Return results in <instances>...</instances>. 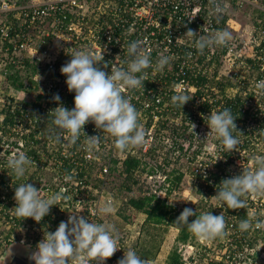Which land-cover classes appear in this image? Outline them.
<instances>
[{
	"label": "built area",
	"instance_id": "2783aa9c",
	"mask_svg": "<svg viewBox=\"0 0 264 264\" xmlns=\"http://www.w3.org/2000/svg\"><path fill=\"white\" fill-rule=\"evenodd\" d=\"M220 2L225 9L222 14L214 13L210 0H0V261L16 246L23 256L17 261L34 264L29 255L43 233L54 232L69 214L103 223L99 209L104 202H112V213L124 208L126 200L114 199L106 184L121 173L126 156L139 159L145 169L133 172L128 183L129 193L142 184L137 189L140 196L155 194L149 180L158 178V192L162 193L169 185L165 180L181 174L192 184L209 187L213 197L223 180L254 170L252 157L264 155V90L256 87L264 81V0ZM237 13L251 20L240 32L229 28ZM189 28L199 35L227 29L232 40L226 47L205 49L200 54L184 36ZM136 40L143 42L153 65L161 53L173 57L163 71L146 70L144 88L125 92L140 113L146 145L119 153L114 139L91 122L85 125L86 135L101 137L94 155L87 153L83 134L74 146L67 140H50L54 128L50 111L58 106L53 96L59 94L67 109L74 107L75 93L68 91L66 76L60 71L71 53L103 54L102 70L110 74L113 64L127 68L128 45ZM103 64H107L106 69ZM196 77L203 78L202 82L191 80ZM224 79L230 83L224 92L211 85ZM20 81L18 88L11 84ZM19 91L26 96L36 94L20 99L15 95ZM177 91L191 99L182 109L171 103ZM226 98L232 99L229 107L225 106ZM225 108L231 110L237 130L243 134L233 133L240 140L234 152L225 151L215 134L207 136L210 129L204 118ZM191 124L196 126L194 132ZM20 151L33 164L17 179L7 160ZM68 174L73 176L71 182L64 180ZM21 183H32L45 198L57 193L66 198L40 223L31 218L22 220L11 211L16 206L15 188ZM247 205L243 209L247 216L253 213L259 217L264 211V196H249ZM225 207L219 203V215ZM233 215L232 211L224 214L228 245L235 233ZM138 235L139 229L134 232L135 238ZM118 239L120 250L105 264H117L124 251L135 250L131 235L119 234Z\"/></svg>",
	"mask_w": 264,
	"mask_h": 264
},
{
	"label": "clouds",
	"instance_id": "9594fccd",
	"mask_svg": "<svg viewBox=\"0 0 264 264\" xmlns=\"http://www.w3.org/2000/svg\"><path fill=\"white\" fill-rule=\"evenodd\" d=\"M215 14H222L225 9L220 0H210ZM185 37L193 41L196 50L203 54L205 49L226 47L232 40V33L227 29L217 30L209 35H199L188 29ZM36 55V54H35ZM71 59L65 63L60 71L66 76V85L70 93H75L74 107L69 110L60 103L59 94L53 96L58 106L51 110L54 128L49 139L55 143L67 140L69 146H74L83 134L87 153L94 155L100 144V135L88 136L84 128L93 123L101 133H106L114 139V147L119 153L131 149H138L146 145V132L140 123V113L125 96L126 91L144 88L148 79L149 68L163 71L170 66L173 57L160 54L155 64L151 60L148 50L143 42L136 40L128 45L127 68L113 64L111 73L102 70L103 54L97 55L91 51H73ZM42 59V58H41ZM107 68V64H103ZM40 77V76H39ZM41 79V77H40ZM257 89L264 90V81L256 85ZM189 96L177 91L172 95L171 103L180 107L189 102ZM208 121L210 129L208 135L215 134L220 145L227 152H234L240 140L233 135L234 132L243 135L237 130L235 118L230 109L212 112L204 118ZM193 132L195 125L191 124ZM254 170H244L239 175L225 179L219 186V191L211 199L220 205L232 210L245 209L249 196H264V155L252 157ZM33 161L23 151L13 154L7 160V167L11 169L17 179L25 176ZM66 182H71L73 176H64ZM61 194L42 196L32 183H21L15 188L14 197L16 206L11 209L17 218L22 220L31 218L40 223L49 215L52 207L65 199ZM107 216L112 213L111 201H106L99 209ZM196 218L189 222V218ZM255 219L253 213L239 223L242 232L264 229V220ZM177 228H187L201 241H213L227 236L226 220L224 215H213L204 212L197 216L191 208H185L173 223ZM23 243V241L21 242ZM117 229L108 223H93L83 215L69 214L68 220L61 221L54 232L45 231L43 238L38 242L29 259L34 264H105L120 250ZM117 264H148L137 255L136 251H124L123 258Z\"/></svg>",
	"mask_w": 264,
	"mask_h": 264
},
{
	"label": "trees",
	"instance_id": "16d2710c",
	"mask_svg": "<svg viewBox=\"0 0 264 264\" xmlns=\"http://www.w3.org/2000/svg\"><path fill=\"white\" fill-rule=\"evenodd\" d=\"M257 12H255L256 14ZM246 63L251 64V61L246 60ZM32 70V69H31ZM217 71V69H215ZM203 78H195L191 79L198 80V82H202ZM212 82V81H211ZM15 88H18L21 86V81L18 83H11ZM200 84V83H197ZM212 86H217L218 90L221 92H224L225 88L230 87V83L228 79H224L220 82H213L211 84ZM225 106H230L232 99L226 98L224 99ZM12 116H9L7 119L11 121ZM53 120V119H52ZM51 120V121H52ZM264 122V120H263ZM52 126H54L52 124ZM229 157V155H228ZM115 164V161L114 163ZM142 163L139 159H136L131 156H126L121 161V173L118 174V177H121V174H125V178L123 179L127 184L132 181L133 179L131 176L133 175V172L138 171L139 173H143L145 169L141 167ZM217 169H221L222 167L220 165H216ZM173 173H170L172 175ZM216 176L214 175L213 178ZM181 180V174H174L170 178L166 179L165 182H169L168 187L165 189L164 196H168L170 190L175 189L179 186V182ZM217 180V178H216ZM108 183V182H107ZM121 186V185H120ZM119 185H115L112 189H109L110 195L114 199H118V188ZM109 187V186H108ZM126 190H130L129 186H122ZM192 189L197 192L198 195H202L204 199L211 196L212 192L209 187H203L201 184H193ZM162 188V187H161ZM106 189L107 184H106ZM214 196L216 194H213ZM124 205H127L132 210L136 211L138 214L142 215V224L140 226V235H143L144 239L142 240V243L139 245V248L135 251L137 255H139L142 259L151 262L154 260L158 248L160 240L162 239V235L167 231L168 228L172 227L177 230V235L174 238V245L170 249V251L166 254L164 264H186L184 260L182 259V256L179 252L178 246H183L195 238V236L187 230V228H177L173 223L176 221V219L179 217V215L182 213V211L185 208H191V207H181L176 208L172 206V204L167 203L166 197H163L162 199L155 196V194H149L147 196H139L138 198H129ZM204 203L206 201H203ZM194 212H196L197 216L204 212H211L213 214V211L210 207V205L207 207L204 205H200V202H198L196 205H194L193 208ZM232 211V214H234V223L232 229L235 230L234 234L230 235V244L227 246V254H224L220 256L221 259H216L215 257H208V253L205 248L203 249H196L197 257L198 258H204L205 263L204 264H227L225 257H227L228 261L233 263L235 260V255L239 253L243 248L252 249L255 247L256 242L258 240H264V232H261L260 229H254L242 232L239 229V223L243 219H247V212L243 209H240V212L234 213L233 210L225 207L224 214H230ZM223 214V213H222ZM223 214V215H224ZM219 215V213H217ZM225 217V216H224ZM255 219L253 220V223H255L256 219L264 220V211L259 215V217H256L254 214ZM196 218V216L190 217L189 222L193 221ZM263 243V242H261ZM221 247V246H220ZM200 259V260H202Z\"/></svg>",
	"mask_w": 264,
	"mask_h": 264
},
{
	"label": "rangeland",
	"instance_id": "374dc122",
	"mask_svg": "<svg viewBox=\"0 0 264 264\" xmlns=\"http://www.w3.org/2000/svg\"><path fill=\"white\" fill-rule=\"evenodd\" d=\"M235 15V14H234ZM233 18V17H232ZM230 21L229 28L230 30H236L239 31L245 27L246 25L251 23V20L247 17V15L239 14L237 13L235 15V18H233ZM239 34V33H238ZM245 37V36H244ZM57 42V41H53ZM231 73V72H230ZM36 92L34 91L33 96H26L24 91H19L15 95L20 99H30L31 97H34ZM180 169H184V166H181ZM141 176V175H140ZM138 177L137 183H139ZM144 181V180H143ZM121 185L118 188V198L122 197V199H125L126 201L129 198H138L140 196V193L137 189H141L142 184L136 185L132 188V192L129 193L128 190L124 189L122 186H128L127 182H125L122 177L113 176L108 179L107 188L112 189L115 185ZM161 184V181L158 178H155V180H149L148 186L151 187V190L155 191V196L162 199L163 197H166L167 203L172 204V206L176 208L181 207H191L193 208L194 205H196L198 202H200V205L209 206L211 207L213 211V215L216 213H220L221 209L218 208L219 203L216 200L211 199L212 197H207L206 199L202 198L200 195L195 193V191L192 189V183H190L186 178H181L179 182V186L175 189L170 190L168 196H164L165 192L162 191V193L158 192V185ZM153 185V186H152ZM109 186V187H108ZM203 201H206L205 203ZM127 203V202H126ZM121 202L119 201L120 205ZM124 208L117 210L116 213H111L107 216L103 215V223L113 224L115 225L117 229V234L121 235H131L132 244L133 247L135 245V249L137 250L139 248V245L142 243V240L144 239L143 235H140V226L142 224V215L138 214L136 211L127 208V205L123 206ZM259 215V214H258ZM139 229V235L137 238L134 236V232ZM261 232H264V229H260ZM177 235V230L170 227L167 229V231L162 235V239L159 243V248L157 251V254L155 256V259L151 262H148V264H164L166 254L170 251V249L174 245V238ZM227 236L223 239H216L213 241H201L197 239L196 237L191 241L190 243L178 246L179 252L182 256V259L186 264H204L205 260L201 257H197V253L195 252L196 249H203L205 248L208 257H215L216 259H221L220 256L227 254ZM263 242V243H261ZM221 246V247H220ZM16 246H12L11 248H14ZM9 249V250H10ZM8 252V251H7ZM235 260L232 264H264V240H258L256 242V245L254 248L249 250L248 248H243L239 253L234 254ZM202 259V260H200ZM226 260L227 264H231L228 259Z\"/></svg>",
	"mask_w": 264,
	"mask_h": 264
},
{
	"label": "flooded vegetation",
	"instance_id": "af4514ba",
	"mask_svg": "<svg viewBox=\"0 0 264 264\" xmlns=\"http://www.w3.org/2000/svg\"><path fill=\"white\" fill-rule=\"evenodd\" d=\"M21 248H11L1 259V264H12L17 262L18 258H23Z\"/></svg>",
	"mask_w": 264,
	"mask_h": 264
},
{
	"label": "water",
	"instance_id": "95a60500",
	"mask_svg": "<svg viewBox=\"0 0 264 264\" xmlns=\"http://www.w3.org/2000/svg\"><path fill=\"white\" fill-rule=\"evenodd\" d=\"M12 264H20V262L19 261H17V262H14V263H12ZM22 264V263H21Z\"/></svg>",
	"mask_w": 264,
	"mask_h": 264
},
{
	"label": "crops",
	"instance_id": "0c3cea01",
	"mask_svg": "<svg viewBox=\"0 0 264 264\" xmlns=\"http://www.w3.org/2000/svg\"><path fill=\"white\" fill-rule=\"evenodd\" d=\"M155 259V258H154Z\"/></svg>",
	"mask_w": 264,
	"mask_h": 264
}]
</instances>
